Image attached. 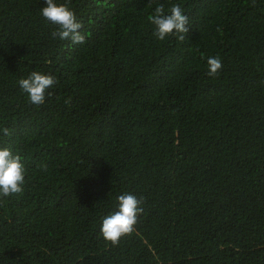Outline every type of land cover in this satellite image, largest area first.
I'll use <instances>...</instances> for the list:
<instances>
[{
    "label": "trees",
    "instance_id": "trees-1",
    "mask_svg": "<svg viewBox=\"0 0 264 264\" xmlns=\"http://www.w3.org/2000/svg\"><path fill=\"white\" fill-rule=\"evenodd\" d=\"M55 2L84 44L52 38L44 0H0V149L26 167L0 264H264V0ZM157 4L181 6L185 41L155 38ZM32 71L57 80L41 106L17 83ZM123 193L143 213L112 247Z\"/></svg>",
    "mask_w": 264,
    "mask_h": 264
},
{
    "label": "clouds",
    "instance_id": "clouds-1",
    "mask_svg": "<svg viewBox=\"0 0 264 264\" xmlns=\"http://www.w3.org/2000/svg\"><path fill=\"white\" fill-rule=\"evenodd\" d=\"M46 5L40 14L47 21L57 26L51 33L53 39L70 40L72 45L84 44L86 34L81 33L82 24L78 22L76 14L68 4H57L55 0H44ZM170 13V14H168ZM165 12L163 4H157L154 13L148 16L149 22L154 26L153 35L159 41L169 36H175L179 41H185L188 32V16L184 14L180 5H172ZM208 75L216 77L222 69V61L218 56L207 58ZM22 92L28 96L29 103L34 106L44 104L48 91L57 80L53 75L41 74L32 71L27 78L18 82ZM5 136L11 135L8 128L2 129ZM46 169V166H43ZM26 167L22 157L8 149H0V199L22 194L24 191ZM118 209L102 220L100 233L103 239L112 247L119 245L120 241L136 232L138 218L143 213V197L137 198L134 194L123 193L116 197Z\"/></svg>",
    "mask_w": 264,
    "mask_h": 264
}]
</instances>
